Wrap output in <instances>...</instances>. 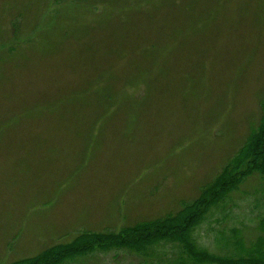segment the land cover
Here are the masks:
<instances>
[{
    "label": "rangeland",
    "instance_id": "rangeland-1",
    "mask_svg": "<svg viewBox=\"0 0 264 264\" xmlns=\"http://www.w3.org/2000/svg\"><path fill=\"white\" fill-rule=\"evenodd\" d=\"M263 111L264 0H0V264L158 219L165 228ZM221 199L187 240L96 246L61 264L263 253L264 175Z\"/></svg>",
    "mask_w": 264,
    "mask_h": 264
},
{
    "label": "trees",
    "instance_id": "trees-1",
    "mask_svg": "<svg viewBox=\"0 0 264 264\" xmlns=\"http://www.w3.org/2000/svg\"><path fill=\"white\" fill-rule=\"evenodd\" d=\"M256 127L254 132L248 136L245 143L239 148L235 157L225 165L215 180L202 189V191L204 190L202 197L196 198L187 206L185 214H182V212L181 214L176 213L177 215L167 216L165 228L160 226L164 220L158 219L153 223L145 222L126 228L123 231V235H106L109 237L87 235L85 239H77L71 244L45 249L36 257L27 259L24 264H61L66 259L86 253L87 250L96 246L105 249L106 247L122 244L131 246L134 249H145L148 245L160 240L181 239V232L183 239L187 240L188 236L184 234L187 227L201 215L204 209L216 202L218 203L223 196L237 188L239 183L251 176V174L259 173L264 175V111ZM183 244L186 247L189 245L187 242ZM202 252L205 253L206 251ZM225 258L219 259L222 262L227 261V263L231 264L233 261L234 264L241 261L243 264H259V262L264 264V252L258 255L255 253L246 254L239 261L238 259L233 260L231 257L227 258L228 260Z\"/></svg>",
    "mask_w": 264,
    "mask_h": 264
}]
</instances>
